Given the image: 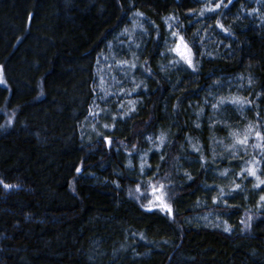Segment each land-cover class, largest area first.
<instances>
[{"label": "trees", "instance_id": "trees-1", "mask_svg": "<svg viewBox=\"0 0 264 264\" xmlns=\"http://www.w3.org/2000/svg\"><path fill=\"white\" fill-rule=\"evenodd\" d=\"M0 79V264H264V0H0Z\"/></svg>", "mask_w": 264, "mask_h": 264}, {"label": "rangeland", "instance_id": "rangeland-1", "mask_svg": "<svg viewBox=\"0 0 264 264\" xmlns=\"http://www.w3.org/2000/svg\"><path fill=\"white\" fill-rule=\"evenodd\" d=\"M111 113V112H110ZM110 113L109 112H107V113H105V112H103V114H106V117H107V115H109L110 116ZM100 120H102V123H99L98 122V125L100 126V128H101V126L102 125H104V122H105V119L103 118V117H100ZM85 126H86V129H84V132H85V135L87 136V138H88V134L90 133V129H89V127L86 125V124H84ZM214 194V193H213ZM212 195H210V194H207L206 196H205V198H203V200H204V203L205 204H209V203H211L210 201H213L212 200ZM200 218H199V220H198V224H202V225H213V226H217V227H221V226H223L224 224H223V222H222V220L217 216V215H201V216H199Z\"/></svg>", "mask_w": 264, "mask_h": 264}, {"label": "snow or ice", "instance_id": "snow-or-ice-1", "mask_svg": "<svg viewBox=\"0 0 264 264\" xmlns=\"http://www.w3.org/2000/svg\"><path fill=\"white\" fill-rule=\"evenodd\" d=\"M217 6H219V5H217ZM0 83H3L2 79H0ZM5 187H7V185H5ZM262 199H264V197H262Z\"/></svg>", "mask_w": 264, "mask_h": 264}]
</instances>
